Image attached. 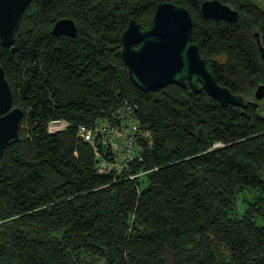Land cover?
Instances as JSON below:
<instances>
[{"label":"trees","instance_id":"obj_1","mask_svg":"<svg viewBox=\"0 0 264 264\" xmlns=\"http://www.w3.org/2000/svg\"><path fill=\"white\" fill-rule=\"evenodd\" d=\"M161 0H29L0 64L22 108L19 138L0 153V264H264V8L221 0L235 20L186 6L191 38L224 102L170 82L142 89L121 55L130 17L145 25ZM71 17L74 36L53 34ZM127 98L151 141L128 167L98 172L77 135ZM63 118L50 132L47 122ZM102 151V148L100 147ZM145 170L133 177L128 174Z\"/></svg>","mask_w":264,"mask_h":264},{"label":"water","instance_id":"obj_2","mask_svg":"<svg viewBox=\"0 0 264 264\" xmlns=\"http://www.w3.org/2000/svg\"><path fill=\"white\" fill-rule=\"evenodd\" d=\"M29 0H0V42L10 45L20 15ZM200 10L206 16L235 20L238 10L221 0H202ZM192 17L189 9L170 0L157 2L147 24L130 17L121 32V55L135 85L142 89L164 86L170 82L188 84L194 91L204 89L224 102L245 105L243 95L219 84L211 67L217 59L203 56L191 38ZM76 24L71 17H60L53 23L51 33L74 36ZM262 57L264 47L258 30H254ZM255 100L264 97V83L253 91ZM23 110L12 103L11 85L0 64V153L4 146L19 138ZM99 159V158H98Z\"/></svg>","mask_w":264,"mask_h":264},{"label":"built area","instance_id":"obj_3","mask_svg":"<svg viewBox=\"0 0 264 264\" xmlns=\"http://www.w3.org/2000/svg\"><path fill=\"white\" fill-rule=\"evenodd\" d=\"M63 118L50 119L47 130L54 132L67 126ZM77 135L89 142L99 158L96 164L98 172L118 171L128 167V161L140 154L143 143L139 138L151 141L148 129L143 128L136 114V105L127 98L122 99L110 112L96 118L90 125L79 124ZM102 148V151L100 150ZM145 170L128 174L133 177Z\"/></svg>","mask_w":264,"mask_h":264},{"label":"rangeland","instance_id":"obj_4","mask_svg":"<svg viewBox=\"0 0 264 264\" xmlns=\"http://www.w3.org/2000/svg\"><path fill=\"white\" fill-rule=\"evenodd\" d=\"M255 1L264 8V0H255ZM263 176H264V169H263ZM259 221L264 224V218L259 219Z\"/></svg>","mask_w":264,"mask_h":264}]
</instances>
